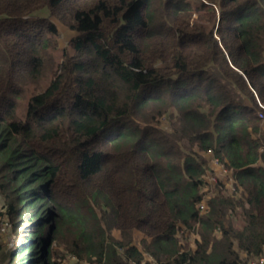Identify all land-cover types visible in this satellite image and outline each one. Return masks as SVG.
I'll return each instance as SVG.
<instances>
[{
	"label": "trees",
	"instance_id": "obj_1",
	"mask_svg": "<svg viewBox=\"0 0 264 264\" xmlns=\"http://www.w3.org/2000/svg\"><path fill=\"white\" fill-rule=\"evenodd\" d=\"M53 18L77 35L39 89ZM258 102L264 0H0V264L264 258ZM207 156L235 191L201 213Z\"/></svg>",
	"mask_w": 264,
	"mask_h": 264
},
{
	"label": "rangeland",
	"instance_id": "obj_2",
	"mask_svg": "<svg viewBox=\"0 0 264 264\" xmlns=\"http://www.w3.org/2000/svg\"><path fill=\"white\" fill-rule=\"evenodd\" d=\"M41 16H48V12L47 10H43L40 12ZM54 21V23L56 24V27L59 31V37L57 39V45H58V51L55 52H50V57H48L45 61V65L43 68V76L40 79V83L38 85H36L37 88L42 89L50 80L51 77V71L54 70L55 68V64H57L60 60L61 57V50L65 47L68 46V44H70L71 39H73L77 34L76 32L69 30L67 27H65L63 24H61L58 20H55L54 18L52 19ZM21 103H20V107H21ZM258 106L259 108L264 107L262 106L259 102H258ZM17 115L19 117H23L24 116V110L19 108L17 110ZM263 115H264V111H263ZM258 117L260 118V129L264 130V118L261 114H258ZM264 150V144H262L259 148L258 151L262 152ZM208 159H211V157L209 158V156H207ZM211 162L213 164H211L212 167V171L209 173V175H205L203 177V181H204V189H203V193H204V198H203V202L201 201L202 207L206 206V199H208L211 194L212 191L214 189V187L219 184V181L221 182H227L228 187L230 188V184L229 181L232 180V175L231 172L226 170V173H224L223 169H220V166L218 164H216L215 159L212 157ZM230 194L232 193L231 190ZM2 206V201L0 198V210ZM0 244H9L10 247H12L13 245H16V240L11 232V227L10 224L8 223V221H6V219H0ZM112 235L116 238H119V234L117 231H112ZM180 236V234H179ZM141 237L140 234L135 236V242H138V238ZM197 239V235L196 233L194 234H188L186 236V241H187V247L193 249L194 246V241ZM58 251H62L65 254V258L60 262L61 264H82V262H78L76 260V258L73 255H70L69 253L65 252L62 250L61 247H57L56 248ZM145 261L152 263L151 258L145 256ZM263 259V258H260ZM260 259L257 261L254 260H247L245 262H243V264H261ZM245 258L244 256H242V261H244Z\"/></svg>",
	"mask_w": 264,
	"mask_h": 264
},
{
	"label": "built area",
	"instance_id": "obj_3",
	"mask_svg": "<svg viewBox=\"0 0 264 264\" xmlns=\"http://www.w3.org/2000/svg\"><path fill=\"white\" fill-rule=\"evenodd\" d=\"M261 109L264 111V107H261ZM261 115H262L263 118H264L263 113H261ZM215 161H216V160H215ZM216 164H217V163H216ZM221 168L223 169L224 173H226V169L223 168L222 166H220V169H221ZM211 171H212V169H209V172H207V175H209V173H210ZM229 184H230V190H231V192H234V191H235V187H234V184H235L234 176H232V180L229 181ZM203 201H204V200H202V202H203ZM199 209H200V212L203 213L205 207H202V204H200ZM260 262H261V264H264V258H263V259H260Z\"/></svg>",
	"mask_w": 264,
	"mask_h": 264
}]
</instances>
